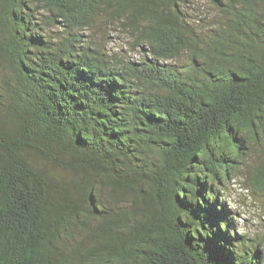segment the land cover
I'll return each mask as SVG.
<instances>
[{
	"label": "trees",
	"instance_id": "16d2710c",
	"mask_svg": "<svg viewBox=\"0 0 264 264\" xmlns=\"http://www.w3.org/2000/svg\"><path fill=\"white\" fill-rule=\"evenodd\" d=\"M184 2L0 0V264H261L220 188L264 132V0H208L206 37ZM104 13L150 58L84 40Z\"/></svg>",
	"mask_w": 264,
	"mask_h": 264
},
{
	"label": "rangeland",
	"instance_id": "374dc122",
	"mask_svg": "<svg viewBox=\"0 0 264 264\" xmlns=\"http://www.w3.org/2000/svg\"><path fill=\"white\" fill-rule=\"evenodd\" d=\"M187 22L195 29L200 37H206L213 29L218 28L224 22V17L208 2V0H187L182 5ZM124 19H119L114 15L104 13L96 19L92 26L80 31L84 40L94 42L101 50L106 53L112 64L121 65L125 62L139 61L150 55L146 51L144 43L136 44L134 35L126 28ZM62 29V28H59ZM189 55L181 52L173 59L161 60L159 63H170L177 69L188 61ZM0 122L4 118L0 115ZM246 158L239 170L230 176L221 185L220 193L223 195L221 204H224L228 215L232 217L231 230H235L236 235H245L247 243L250 239L259 242L258 248L261 264H264V190H257L251 193L245 184L257 168L264 166V132L250 145L246 151ZM46 169L54 174H60L61 171L50 165H45ZM68 177V174H64ZM85 224L89 225L88 221ZM229 230V231H231ZM74 233L78 230L73 229ZM86 231L81 234L85 235ZM240 238V237H239ZM73 246L76 243L73 242ZM85 249H88L85 247Z\"/></svg>",
	"mask_w": 264,
	"mask_h": 264
}]
</instances>
